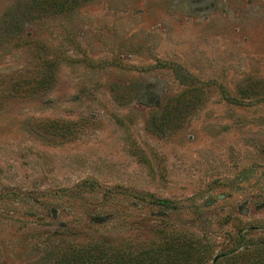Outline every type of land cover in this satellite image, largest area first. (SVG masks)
<instances>
[{
  "label": "rangeland",
  "instance_id": "374dc122",
  "mask_svg": "<svg viewBox=\"0 0 264 264\" xmlns=\"http://www.w3.org/2000/svg\"><path fill=\"white\" fill-rule=\"evenodd\" d=\"M53 1L0 0V264L97 219L263 235L264 0Z\"/></svg>",
  "mask_w": 264,
  "mask_h": 264
},
{
  "label": "trees",
  "instance_id": "16d2710c",
  "mask_svg": "<svg viewBox=\"0 0 264 264\" xmlns=\"http://www.w3.org/2000/svg\"><path fill=\"white\" fill-rule=\"evenodd\" d=\"M71 1L76 4L81 0ZM57 2H52L51 9H57ZM157 201L168 208L173 205L171 201ZM101 223L103 220L97 219L85 226L91 231L83 234L70 226L62 228L54 235L55 241L40 248L39 257L28 264H203L215 256V240L208 232L200 235L177 228L170 217L163 216L144 237L138 233L106 237L100 233ZM250 229L233 234L232 248L222 252L214 264H264V234L252 237Z\"/></svg>",
  "mask_w": 264,
  "mask_h": 264
},
{
  "label": "water",
  "instance_id": "95a60500",
  "mask_svg": "<svg viewBox=\"0 0 264 264\" xmlns=\"http://www.w3.org/2000/svg\"><path fill=\"white\" fill-rule=\"evenodd\" d=\"M224 254H218L215 256L213 262H216L218 259H220Z\"/></svg>",
  "mask_w": 264,
  "mask_h": 264
}]
</instances>
